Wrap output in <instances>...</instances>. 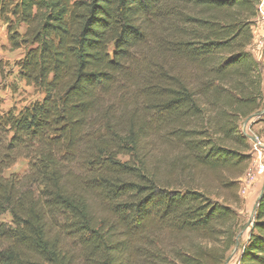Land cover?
<instances>
[{"label": "trees", "instance_id": "trees-1", "mask_svg": "<svg viewBox=\"0 0 264 264\" xmlns=\"http://www.w3.org/2000/svg\"><path fill=\"white\" fill-rule=\"evenodd\" d=\"M258 3L0 0L17 78L42 95L0 111V264L224 263L239 122L264 124ZM238 264H264V192Z\"/></svg>", "mask_w": 264, "mask_h": 264}, {"label": "rangeland", "instance_id": "rangeland-1", "mask_svg": "<svg viewBox=\"0 0 264 264\" xmlns=\"http://www.w3.org/2000/svg\"><path fill=\"white\" fill-rule=\"evenodd\" d=\"M257 10L258 13L252 28L253 41L248 51L260 65L261 89L264 99V38L259 37V33L264 31V3L262 1L258 3ZM22 55V50L11 49L7 40L6 27L0 22L1 112H5L11 108L20 110L42 98L40 93L26 86L17 78L15 63ZM260 114L261 112L254 113L239 122V130L246 137L250 147V163L239 182L240 203L236 206L238 208V227L236 230L235 244L226 254L223 264H238L241 250L248 239L249 229L254 219L258 199L264 192V124L260 122ZM124 159L121 158V160ZM27 166V161L20 159L10 169L6 170L5 175L9 176L14 174L22 176L27 172ZM0 222L10 225V215L8 213L2 215Z\"/></svg>", "mask_w": 264, "mask_h": 264}, {"label": "crops", "instance_id": "crops-1", "mask_svg": "<svg viewBox=\"0 0 264 264\" xmlns=\"http://www.w3.org/2000/svg\"><path fill=\"white\" fill-rule=\"evenodd\" d=\"M259 37H262V38H264V31H263V32H261V33H259Z\"/></svg>", "mask_w": 264, "mask_h": 264}, {"label": "built area", "instance_id": "built-area-1", "mask_svg": "<svg viewBox=\"0 0 264 264\" xmlns=\"http://www.w3.org/2000/svg\"><path fill=\"white\" fill-rule=\"evenodd\" d=\"M262 1V3H264V0H259V2H261Z\"/></svg>", "mask_w": 264, "mask_h": 264}]
</instances>
